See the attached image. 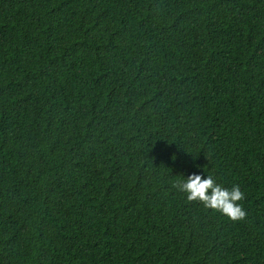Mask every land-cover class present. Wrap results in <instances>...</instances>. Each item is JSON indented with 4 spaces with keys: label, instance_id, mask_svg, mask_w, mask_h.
Segmentation results:
<instances>
[{
    "label": "trees",
    "instance_id": "trees-1",
    "mask_svg": "<svg viewBox=\"0 0 264 264\" xmlns=\"http://www.w3.org/2000/svg\"><path fill=\"white\" fill-rule=\"evenodd\" d=\"M0 264H264V0H0Z\"/></svg>",
    "mask_w": 264,
    "mask_h": 264
},
{
    "label": "clouds",
    "instance_id": "clouds-1",
    "mask_svg": "<svg viewBox=\"0 0 264 264\" xmlns=\"http://www.w3.org/2000/svg\"><path fill=\"white\" fill-rule=\"evenodd\" d=\"M189 203H200L206 209L220 213L233 223L244 221L247 213L241 203L245 193L239 185L231 188L217 183L212 175L192 174L175 185Z\"/></svg>",
    "mask_w": 264,
    "mask_h": 264
}]
</instances>
